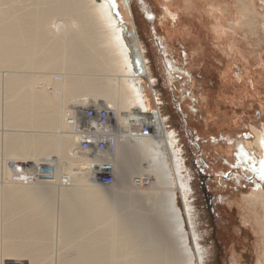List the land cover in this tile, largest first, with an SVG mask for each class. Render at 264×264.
<instances>
[{
	"label": "bare ground",
	"instance_id": "obj_1",
	"mask_svg": "<svg viewBox=\"0 0 264 264\" xmlns=\"http://www.w3.org/2000/svg\"><path fill=\"white\" fill-rule=\"evenodd\" d=\"M34 4L22 8L17 0H0V6L3 5L0 7V67L11 70L5 73L2 82L3 118L5 125L26 123L35 127L26 129L32 133L25 131L6 136L4 140V155L13 161L5 158L2 165L3 176L8 180L0 184V264H25L26 258L29 264H53L50 260L55 235L65 248H75L70 257L57 260L58 264H200L199 243L189 228L191 213L184 201L187 184L182 180V162L173 150V136L166 131L159 110L147 114L156 121L155 135L151 138L125 135L113 151L91 157L78 151L79 138L69 121L77 119L79 107L87 100L96 99L112 107L118 127L125 122V116L137 119L143 109L147 111L151 100L139 72L143 61L135 59L133 46L126 37V25L120 24L117 5L111 0H36ZM211 11L217 15L214 34L221 39L222 32L226 37L231 29H224L220 22V6ZM58 16L67 18L52 20ZM227 43L217 46L223 51L231 50V44ZM18 68L35 69L38 74H19ZM56 69L59 74L52 73ZM236 87H228L231 97H223L222 103L255 98V93L245 95L242 85ZM218 118L228 121L229 117ZM231 123L229 120L228 125L219 129L223 146L213 153L231 155L232 146L225 144ZM253 130V143L262 146L264 125ZM205 144V148L210 145L208 140ZM161 147L164 151H158ZM52 153L82 169L79 173H69L70 179L93 181L75 189L68 188L69 193L61 190L56 223L54 195L49 190L56 185L60 167L50 157ZM234 158L228 156L225 164L217 160L216 166L224 172ZM42 164L52 167L50 176H39ZM88 164H102L110 170L114 177L112 187L117 191L113 197V194L105 196L109 189L89 178L85 170ZM237 165L236 170L241 169V164ZM15 175L25 177V182L14 181ZM219 178L221 186L214 189L221 191L226 202H237L242 221L254 223L261 233L259 237L256 235V241L260 239L256 263L264 264V187L249 191L248 195L241 193V200L238 193L243 180L238 177V184H242L236 186L235 193L228 188L230 180ZM146 179L150 181L149 191L139 187ZM120 192L127 196H118ZM226 194L229 195L226 197ZM125 200L135 208L121 213L117 208L125 205ZM136 202L139 206L133 205Z\"/></svg>",
	"mask_w": 264,
	"mask_h": 264
},
{
	"label": "rangeland",
	"instance_id": "obj_2",
	"mask_svg": "<svg viewBox=\"0 0 264 264\" xmlns=\"http://www.w3.org/2000/svg\"><path fill=\"white\" fill-rule=\"evenodd\" d=\"M17 1L23 8L33 7L36 0ZM113 1L122 16L119 18L120 24L126 25V37L133 46L135 59L137 62L138 60L143 61L139 72H142L145 80L143 86L147 87L149 99L151 95L147 110L149 112L154 110V104L156 105L157 102L163 125L166 131L173 136L171 142L173 150L182 162V180L187 184L184 201L189 205L191 213L189 228L194 231L199 243L198 247L202 255L200 264H257L256 247L260 239L256 241L257 236H254L252 230L243 225V230L250 234V238L246 237L245 232L241 230L243 216L238 203H231L232 200L226 202L227 198L221 197V191L214 188L221 186L222 179L219 177L225 179L224 176L227 175L228 169L232 167L234 168L228 172L232 185L228 188L236 193V186L243 183L242 187L240 186L242 190L238 193L239 199L242 200L241 193L248 195L249 191L264 187V179L260 174L261 161H264L262 152L264 143H261L262 146L253 143L255 137L253 128L258 130L264 125V0ZM215 6H220L222 13L220 22L224 25L223 28L228 31L231 29V34L229 31L226 37L221 32L223 35L221 40L229 42L227 44H231L232 47L231 50H226L225 55L222 54V49H217L220 43L216 44L215 50L213 49L214 36L211 28L217 15L211 11V8L213 10ZM145 11H147V22L143 18ZM65 18L67 17L58 16L52 20ZM162 36L180 41L179 44L168 43L163 45V48L161 46L166 56L160 51L159 38ZM216 38L218 39V36ZM17 70L19 74L22 72L27 75L30 73L31 76L38 74L35 69L18 68ZM6 72H11V70L0 67V184H3L4 179L8 180L6 176H3L4 159H11L9 155L5 156L3 151L6 136L10 137L25 131L28 134L32 132L26 129H35L26 123H22L23 126L21 123L19 126L5 125L4 113H2L5 90L2 82H4L3 77ZM52 73L59 74V70L56 69ZM232 85L233 87L242 85L245 95L249 94L248 92L255 93V98L249 97L247 100H236L237 102L234 103H222L225 100L222 99L223 97H231L228 87ZM225 115L229 117L228 121L231 120L233 123L230 126L231 131L227 133L229 139L226 140L227 143L225 142L228 147L232 146L231 155L233 156L230 153H225V155L237 159L234 158L235 161L232 160L228 164L229 168L218 176L221 170L216 171L218 167L214 163L219 160L225 164L228 162V156L212 151L220 150L223 146L220 145L222 142V131L220 130L228 125V121L226 118L222 120L218 117H225ZM233 125L236 127L234 128ZM216 133L218 135H212ZM207 140L210 145L205 148ZM158 151L164 150L161 147ZM56 155L52 153L50 157L55 159V165L59 164L57 165L58 168L60 167L59 172L57 171L59 177L56 176L58 179L56 178L55 189L52 186L49 190V194L54 195L51 197L55 223L60 211L61 190L65 189L64 191L69 193L68 188L74 187L75 189L82 184L93 183L91 180L79 179L73 175L74 179H70L69 173H79L82 169H78V165H74L72 161L65 160L64 157L59 159V155ZM70 163L72 164L69 165ZM237 164H241L240 173L236 170L240 175L237 172L232 173L237 168ZM145 165L144 163L143 167ZM238 177L243 180L241 184H238ZM248 177L249 179H245ZM149 185L150 181L146 179L139 187L147 191ZM103 187L109 189L105 196L113 194V197L117 192L112 185H103ZM118 196L124 197L127 193L120 192ZM177 200L181 207L180 198L178 197ZM124 202L125 205L117 208L121 213L131 212L135 208L130 206L127 200ZM133 205L139 206V203L136 202ZM225 205L233 206V208L228 210ZM140 210L144 211L142 208ZM229 212L231 214L226 216ZM258 212L262 214L260 207H258ZM55 236L52 238L51 260H49L53 264H58L57 260L64 256L70 257L75 248H65ZM240 260L241 263H239ZM25 264H29L28 258Z\"/></svg>",
	"mask_w": 264,
	"mask_h": 264
},
{
	"label": "built area",
	"instance_id": "obj_3",
	"mask_svg": "<svg viewBox=\"0 0 264 264\" xmlns=\"http://www.w3.org/2000/svg\"><path fill=\"white\" fill-rule=\"evenodd\" d=\"M154 108L159 107L154 104ZM142 113V114H141ZM149 111L144 109L137 119L129 116L125 122L118 127L115 122V110L107 104L98 103L97 100H87L78 109L77 119L69 122L78 135V151L85 156L91 157L100 152H111L116 147L118 140L126 136H139L144 139L151 138L155 131V120L147 117ZM136 120V121H135ZM135 121V124H133ZM139 128L133 131L132 128ZM89 178L105 186L114 183V177L110 170L104 169L102 164H88L85 168ZM14 181L25 182V177L14 176ZM19 264V263H14Z\"/></svg>",
	"mask_w": 264,
	"mask_h": 264
},
{
	"label": "crops",
	"instance_id": "obj_4",
	"mask_svg": "<svg viewBox=\"0 0 264 264\" xmlns=\"http://www.w3.org/2000/svg\"><path fill=\"white\" fill-rule=\"evenodd\" d=\"M143 18H144V20L147 22V11H145V14L143 15ZM155 29H156V27H155ZM211 30H212V32H213V35L214 36H216L215 34H214V31H213V27L211 28ZM208 33H209V30H208ZM146 35V34H145ZM213 40V49L215 48V46H216V44L217 43H221V42H225V41H223V40H221V39H217L216 37H214V39H212ZM219 40V41H218ZM174 41L176 42V43H174ZM155 42H157V41H155ZM207 42H208V36H207ZM158 43V42H157ZM168 43H170V44H179L180 43V41H179V39H173V38H167V36H162V37H160L159 38V44H160V51H162L161 50V46H162V48H163V45H165V44H168ZM215 43V44H214ZM217 47V46H216ZM217 49H219V50H221L220 48H218L217 47ZM215 50V49H214ZM221 52H223L222 54H226V52L227 51H221ZM162 54L163 55H165L166 56V52H163L162 51ZM213 61H215V59H213ZM225 75H227V74H225ZM223 77H224V75H223ZM225 162V161H224ZM221 164H223V163H221ZM232 166H234V165H232ZM231 166V167H232ZM234 167H232V168H229L228 170H230V169H233ZM216 169H219V168H216ZM230 185H232V183H230ZM227 206V205H226ZM228 207V206H227ZM240 207V206H239ZM230 208H233V206H231V207H228V208H226V209H230ZM241 208V207H240ZM231 213L229 212L228 213V215H226V216H229ZM241 215H242V212H241ZM243 216V215H242ZM243 225H245L246 227H248L250 230H252V233L254 234V236H256V235H258V237L261 235V233H259L258 231H257V227H256V225L254 224V223H244L243 221H242V228H241V230L243 231V232H245V234H247L248 235V237H250L249 235V233H247L245 230H243ZM247 228V229H248ZM237 240H238V238H237ZM239 241V240H238ZM232 249H234V248H232ZM234 251H235V249H234Z\"/></svg>",
	"mask_w": 264,
	"mask_h": 264
},
{
	"label": "water",
	"instance_id": "obj_5",
	"mask_svg": "<svg viewBox=\"0 0 264 264\" xmlns=\"http://www.w3.org/2000/svg\"><path fill=\"white\" fill-rule=\"evenodd\" d=\"M111 1L115 5L114 1L113 0H111ZM116 13L119 15L118 12H116ZM132 130L133 131H139V128L138 127L137 128H134L133 127ZM39 172H40L39 173V176L40 177L50 176L51 175V172H52V167L50 165H43L42 164V165L39 166Z\"/></svg>",
	"mask_w": 264,
	"mask_h": 264
},
{
	"label": "flooded vegetation",
	"instance_id": "obj_6",
	"mask_svg": "<svg viewBox=\"0 0 264 264\" xmlns=\"http://www.w3.org/2000/svg\"><path fill=\"white\" fill-rule=\"evenodd\" d=\"M204 164L207 166L206 163H204ZM214 165H216V163H214ZM210 168H211V167H210ZM236 169H237V168H236ZM236 169H235V170H236ZM217 170H218V169H216V171H217ZM231 170H232V169L228 170V172H230ZM235 170H233V171H235ZM216 171H214V172H216ZM220 172H221V171H220ZM220 172H219V173H220ZM228 172H227V175L224 176V178H225L226 180H227V179L229 180ZM219 173H218V174H219ZM215 174H216V173H215ZM208 175H210V173H209ZM216 175H217V174H216ZM245 179H249V177H248V178H245ZM228 180H227V181H228Z\"/></svg>",
	"mask_w": 264,
	"mask_h": 264
},
{
	"label": "snow or ice",
	"instance_id": "obj_7",
	"mask_svg": "<svg viewBox=\"0 0 264 264\" xmlns=\"http://www.w3.org/2000/svg\"><path fill=\"white\" fill-rule=\"evenodd\" d=\"M264 143V141H262ZM261 178L264 179V161H261V169H260Z\"/></svg>",
	"mask_w": 264,
	"mask_h": 264
}]
</instances>
